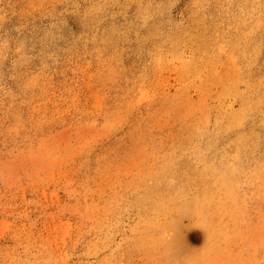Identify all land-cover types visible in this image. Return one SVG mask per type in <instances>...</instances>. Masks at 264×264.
I'll return each mask as SVG.
<instances>
[{"label": "rangeland", "instance_id": "obj_1", "mask_svg": "<svg viewBox=\"0 0 264 264\" xmlns=\"http://www.w3.org/2000/svg\"><path fill=\"white\" fill-rule=\"evenodd\" d=\"M0 264H264V0H0Z\"/></svg>", "mask_w": 264, "mask_h": 264}]
</instances>
